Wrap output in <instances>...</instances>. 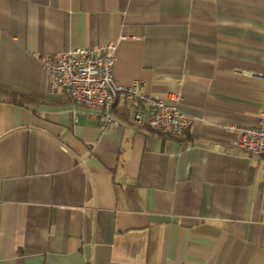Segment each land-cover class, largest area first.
Here are the masks:
<instances>
[{
    "label": "crops",
    "instance_id": "0c3cea01",
    "mask_svg": "<svg viewBox=\"0 0 264 264\" xmlns=\"http://www.w3.org/2000/svg\"><path fill=\"white\" fill-rule=\"evenodd\" d=\"M110 41L183 138L49 89L42 57ZM263 116L264 0H0V264H264V158L229 129Z\"/></svg>",
    "mask_w": 264,
    "mask_h": 264
},
{
    "label": "built area",
    "instance_id": "2783aa9c",
    "mask_svg": "<svg viewBox=\"0 0 264 264\" xmlns=\"http://www.w3.org/2000/svg\"><path fill=\"white\" fill-rule=\"evenodd\" d=\"M116 44L106 42L97 48L71 47L42 57V63L50 72L49 89H61L75 104L98 110L101 116L99 127L109 122L117 123L111 110L119 94L135 101L133 121L144 122L158 133L174 138H183L192 117L180 106V95L166 98L147 94L141 80L121 85L113 78ZM236 137L233 145L264 158V116L252 125L229 126Z\"/></svg>",
    "mask_w": 264,
    "mask_h": 264
},
{
    "label": "trees",
    "instance_id": "16d2710c",
    "mask_svg": "<svg viewBox=\"0 0 264 264\" xmlns=\"http://www.w3.org/2000/svg\"><path fill=\"white\" fill-rule=\"evenodd\" d=\"M10 98H11V100H13L15 102H19V101H22L24 99L23 97L15 96V95H11Z\"/></svg>",
    "mask_w": 264,
    "mask_h": 264
}]
</instances>
